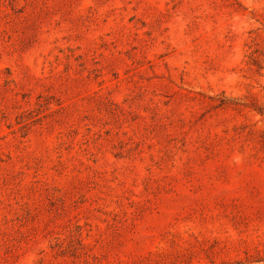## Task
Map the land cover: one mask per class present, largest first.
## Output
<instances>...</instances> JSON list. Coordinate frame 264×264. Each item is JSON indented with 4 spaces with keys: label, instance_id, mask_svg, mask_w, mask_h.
I'll use <instances>...</instances> for the list:
<instances>
[{
    "label": "rangeland",
    "instance_id": "obj_1",
    "mask_svg": "<svg viewBox=\"0 0 264 264\" xmlns=\"http://www.w3.org/2000/svg\"><path fill=\"white\" fill-rule=\"evenodd\" d=\"M264 0H0V264H264Z\"/></svg>",
    "mask_w": 264,
    "mask_h": 264
},
{
    "label": "trees",
    "instance_id": "obj_2",
    "mask_svg": "<svg viewBox=\"0 0 264 264\" xmlns=\"http://www.w3.org/2000/svg\"><path fill=\"white\" fill-rule=\"evenodd\" d=\"M258 111V113L261 115V116H263L264 117V109H258L257 110Z\"/></svg>",
    "mask_w": 264,
    "mask_h": 264
}]
</instances>
